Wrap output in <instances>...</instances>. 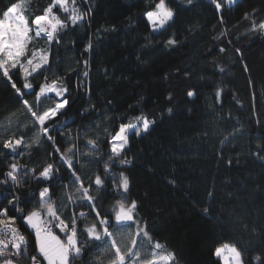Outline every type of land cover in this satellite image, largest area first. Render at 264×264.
Listing matches in <instances>:
<instances>
[{"label":"snow or ice","instance_id":"obj_1","mask_svg":"<svg viewBox=\"0 0 264 264\" xmlns=\"http://www.w3.org/2000/svg\"><path fill=\"white\" fill-rule=\"evenodd\" d=\"M136 2L143 4L140 17L150 34L145 45L130 53L139 66L146 63L149 53L158 50L152 43L157 36L163 38L157 43L165 51L181 45L180 34L173 30L179 11L185 2L193 7L197 4L194 0ZM239 2L242 0H207L221 25L225 24V5L231 7ZM197 3L203 4L205 0ZM94 11V0H47L43 5L33 0H9L0 9V80L13 92L17 105L14 111L0 118V157L3 158L0 165L4 168L0 175L3 188L0 191L3 197L0 200V264H179L177 252L156 239L158 233L140 215L142 205L132 197V180L128 174L136 160L132 153L133 138L142 140L149 135L156 127V119L149 118L139 104L129 105L138 114L117 117L114 129L90 121L88 127L73 130L68 128L70 121L57 119L66 115L73 89L78 96L91 99V73L97 67L95 58L102 54L101 34L106 36L118 31L113 24L100 25L93 32ZM242 19L249 22V33L264 36V16L258 10L244 11ZM166 32L169 35L164 37ZM70 34L75 38L66 41L65 37ZM227 35L225 28L215 39ZM68 45L76 53L74 66L62 68L58 53ZM217 50L225 53L227 48ZM234 51L242 58L239 48ZM213 67L216 69L213 75H220L222 79L206 81L199 87L210 84L214 101L210 107L214 111L215 107L223 108L225 96L229 94L228 84L234 81L223 79L231 73V67L215 62ZM102 70L105 78L112 75L107 68ZM242 71L251 93V119L260 127L264 122L255 101L258 96H264V79L255 80L246 63L242 64ZM183 76L190 79L192 69H186ZM200 79L206 80L203 75ZM200 95L195 85L186 91L189 100ZM231 95L240 104L235 92ZM173 99L169 92L166 100L171 103ZM97 111V106L90 104L81 116H91ZM166 111L170 118L173 108ZM220 118L225 123L233 119L231 112ZM93 127L95 134L89 135ZM240 131L235 125L223 129L216 142L223 149ZM208 134L204 132L205 136ZM253 139L250 155L264 160V135ZM44 147L51 151L41 160L39 151ZM217 156L223 159L222 150ZM24 158L32 161V166L22 164L20 161ZM225 163L231 166L233 161L228 159ZM29 178L35 181L34 188L26 187ZM167 182L177 186L174 175ZM22 188L31 194L23 201ZM214 195V191L207 193L209 199ZM211 212L209 207L202 208L206 218ZM230 219L235 220V216ZM241 228V242L228 239L214 243L212 255L217 264H264V224L244 223ZM248 234L260 241L259 249L242 242Z\"/></svg>","mask_w":264,"mask_h":264},{"label":"trees","instance_id":"obj_2","mask_svg":"<svg viewBox=\"0 0 264 264\" xmlns=\"http://www.w3.org/2000/svg\"><path fill=\"white\" fill-rule=\"evenodd\" d=\"M8 2L0 0V9ZM94 2L92 31L100 25L113 24L118 31L106 36L101 34L102 54L95 58L97 67L91 73V99L78 96L73 89L66 115L57 119L70 121L68 128L73 130L88 127L90 121L114 129L117 117L125 113L129 118L138 114L129 109V105L136 104L149 118L156 119V127L149 135L142 140H132V153L136 157L134 166L128 170L132 197L141 202L140 215L147 219L152 231L158 233L155 238L177 252L179 264H217L212 255L214 243L228 239L241 242L242 224H264V160L250 155V144L255 142L254 137L264 135V124L258 127L251 119V93L242 71V64L246 63L255 80L264 79V36L249 33V22L242 19L243 12L252 9L264 16V0H242L231 7L225 5L224 25L218 22L207 0L203 4L194 0L195 7L185 2L173 29L180 34L181 45L165 51L157 43L163 38L157 36L152 43L158 50L149 53L146 63L139 66L130 53L145 45L150 36L140 17L143 4H137L136 0ZM33 3L43 5L47 0H33ZM225 28L227 37L215 39ZM80 35H84L83 30ZM168 35L164 33V37ZM73 38L74 34H70L65 40ZM70 47L61 48L58 53L62 68L74 66L76 53L70 51ZM218 47H226L227 51L219 53ZM236 48L241 50L242 58L234 51ZM214 62L231 67V73L223 79L234 82L228 84L229 94L225 96L223 108L215 107L213 111L210 84L199 86L222 79L220 75H213ZM103 68L112 75L105 78ZM189 68L192 76L186 79L183 73ZM201 75L206 80H201ZM193 85L199 88L201 95L189 100L186 91ZM69 88H72L71 82ZM169 92L174 97L171 103L166 100ZM232 92L240 104L233 100ZM90 104H95L99 111L82 117L81 112ZM255 104L264 122V96H258ZM16 107L13 92L0 80V118ZM169 107L173 108L170 118L166 111ZM229 112L233 119L225 123L220 117ZM233 125L241 131L231 144L221 149L216 141L223 129H231ZM205 131L209 133L207 136ZM94 134L93 127L89 135ZM221 150L222 160L217 156ZM48 151H51L48 147L41 148L39 158L43 160ZM228 159L233 161L231 166L225 163ZM20 162L28 166L33 163L27 158ZM3 170L0 165V175ZM173 175L177 179L176 187L167 182ZM34 186L35 181L29 178L26 187ZM21 191L25 193L22 201L31 195L25 188ZM209 191H214V198L207 197ZM203 207L212 209L208 218L202 214ZM232 216L235 220L230 219ZM249 241L252 242L249 244ZM242 242L252 249L260 247V241L253 240L250 234L244 235Z\"/></svg>","mask_w":264,"mask_h":264},{"label":"rangeland","instance_id":"obj_3","mask_svg":"<svg viewBox=\"0 0 264 264\" xmlns=\"http://www.w3.org/2000/svg\"><path fill=\"white\" fill-rule=\"evenodd\" d=\"M226 6H228V5L226 4Z\"/></svg>","mask_w":264,"mask_h":264}]
</instances>
